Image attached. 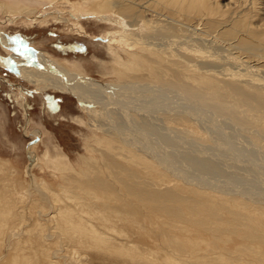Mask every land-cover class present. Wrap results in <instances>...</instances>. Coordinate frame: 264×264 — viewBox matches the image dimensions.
I'll use <instances>...</instances> for the list:
<instances>
[{
  "label": "rangeland",
  "instance_id": "374dc122",
  "mask_svg": "<svg viewBox=\"0 0 264 264\" xmlns=\"http://www.w3.org/2000/svg\"><path fill=\"white\" fill-rule=\"evenodd\" d=\"M0 1H5L7 4L9 3L12 8L26 6L30 9L35 8L33 14L30 15L23 14V16H21L15 14L4 16L2 8L0 7V34L8 35L18 42L25 43L35 52L41 51L42 53V51H46V55L57 58L65 66L68 65L67 67L70 68L71 73L73 72L80 78L95 81L103 85L116 86L126 85L136 81L164 83L166 86L172 88L177 87L186 94L188 93L189 96L196 98L197 101L199 100L205 107L216 109L219 113L221 112L228 120L218 119L220 117L216 120L217 122L220 120L224 123H221V127L224 131L226 130V134L221 132L219 128H212L209 130L215 138L216 135L217 138L219 135L221 136V138L219 136V140L216 138L218 141H221L219 142L221 143L219 147L221 146L220 148H222L220 150L219 147L217 149L218 145L213 144L214 141L211 138L209 139L207 134L200 128L204 126L202 125L203 122L206 123L205 125L210 126V122L206 115L204 117L196 116L199 125L192 122L190 123L189 120L187 123L184 121L186 125L184 122H180L178 126L174 125L179 128V134L183 139V141L180 140L179 143L185 144L188 141L182 132H186V129L189 130H187V133L190 132L192 134L193 132L195 136L192 135L197 141H191L193 142L191 148L201 151V149L207 147L208 150L205 148L207 152L201 154L207 155L209 151L210 156L214 155L215 158L213 159L209 155L206 157L214 161L217 160L221 171L231 176L225 177L216 173H210L206 175L207 177L198 176L195 180H198V182L204 180V184L210 187L212 184L211 182L214 181V183L218 182V184H221L218 185L220 187L226 185L230 188L234 187L229 186V182L232 185L236 183L234 185L240 188L244 183L249 184L252 183L250 181L253 180L256 183V186H253L254 189L257 187L260 192L264 193V180L261 182V180L264 179V168H259L264 164V156L262 155L264 153V94L260 93L258 88L256 89L251 86L246 87L243 82L225 77L218 72V70L222 71V68L228 65L227 67L231 66L228 69H233L234 72L236 71L237 75L250 72L255 75V77L258 76L264 81V0H184L181 4L167 3L164 5L167 6V8L160 6L159 3L156 4L157 1L155 0H150V3H147L149 0H129V2L127 0V2L124 1L125 4L130 3V5H128L126 9L122 8L121 10H125V12L128 13V9H131L129 12L130 18L129 16L125 18L122 11H117V7L111 3L112 0H87L88 2L86 0ZM97 2H99V5ZM144 2H146V4ZM90 3H93V5H90ZM105 3L107 7L105 6L104 10L102 6H104ZM141 4L146 6L142 8ZM150 8L154 10H150ZM106 9L108 13L105 12ZM139 10L140 12L136 13ZM116 11L118 13H116ZM122 16H124L125 19H122ZM135 17L138 19H135ZM126 19H131V21L135 19L133 22H136L133 28L131 27L130 35L140 40L142 44L130 45L127 42L128 40L121 37V32H124L123 30L128 27ZM179 21L182 22L183 26ZM167 26L170 31H168L169 29L167 30V28L165 29L167 31H163L162 28ZM189 26L194 27V29ZM160 27L162 32L160 31ZM136 32H138V34ZM157 34H160V36H162L161 38L164 40L161 38L159 39L160 36ZM137 35H139V37ZM157 36L158 38H156ZM192 36L196 38V40L194 39L195 41L198 43L200 42L199 46L196 45V42L194 43V46H197L198 49L203 50L206 45L207 47L211 45V48L209 47L210 49H208L210 51L206 50V52H209L212 57H214L209 63V66H207L212 70L208 75L213 81L214 86H217V83L221 84V88H218V91L220 90L221 92L207 89L206 86L208 87V85L205 83H200L199 85L193 83L185 76L183 71L179 70L181 66H175L176 68L172 67L171 63L153 56V50L157 52L158 48L154 49L153 47H149V42L146 41L151 40L152 42L153 38V40H161L170 45L171 42L177 40L180 42L181 46H184L185 43L188 42L187 37ZM221 40H228L227 42L229 44L226 41L223 43ZM112 41H115V44ZM207 41L209 42L208 44ZM5 46L7 45L0 42V57L7 59L11 56L13 48L10 47L9 49L8 46ZM177 48L180 47L177 46ZM226 53L228 54L226 55ZM180 54L186 55V51L181 49ZM217 55L219 57H217ZM220 56H223V58ZM231 56L234 58H231ZM112 61L115 63H111ZM194 61L197 62V60ZM130 67L135 68L134 70L132 69V73L130 72ZM116 68H120V70L124 68L126 72L124 71L121 73L118 71L120 73L119 75ZM112 70L113 72H111ZM229 73H233V71H229ZM116 77H118V79L123 78L117 81ZM244 77L249 78L248 76ZM250 102L255 106L259 104L255 109H258L260 112L258 110L253 111L246 105V103ZM262 110L263 112H261ZM210 118H214V114L213 116L211 115ZM185 126L188 127L185 128ZM106 136L105 132L91 125L90 114L88 110H85L79 97L75 93L55 90L53 88H40L7 69V67L0 62V166H2L0 170L4 165L8 166L7 171L13 186V194L9 191V195H6L7 197L2 196L0 198H3V201H5L6 198L12 199V195L15 202H18V205L14 208L15 214H10L11 217L6 221L5 219L0 221H3V223L0 224V264H15L12 263L15 255V258H17V255L18 259L21 258L19 259L20 262L31 258L30 260L28 259V261L33 264H149L146 260L111 255L104 252L105 250L102 248L100 249V247H98L99 249H96V246L87 247V244L79 243L78 238L69 240L62 234L61 228L56 227L55 222H58V220L49 215L50 212L52 214L59 209L60 203L57 201L51 208L46 204H43V208L42 205L38 203V200L43 199L36 187L42 179H44L52 189L57 191V193L59 192L62 194L63 186L69 183L71 185H76L82 180L88 181V172H90V174L93 172L90 161H95V166L97 167V163L100 164L102 159H104V161L107 160L110 165H112L111 168L113 169L114 166L115 170H118L116 166L119 165L128 166L130 164L129 166L132 167L131 162L138 163L136 162L139 161L138 158L129 162L126 159L122 161L123 159L118 156V154L123 155V153H128L125 151L126 149H124L125 146L117 142L109 143L110 138ZM222 137L226 139V145H223L225 143H223L224 139L222 142ZM107 138L108 140H106ZM211 143L213 145H211ZM199 144L201 145L199 146ZM203 145L206 146L202 147ZM243 145H245L246 148L248 147L247 149L250 150L249 154L242 152L243 155H240L237 152ZM254 147L259 149L258 152L255 151L256 149H254ZM226 148L228 149V153L224 151L227 150ZM230 149L231 151L229 152ZM212 150L214 152H212ZM217 150L220 151L218 153H221L222 150V153H216L215 151ZM197 153L200 152H196V154ZM215 154L218 155L217 158ZM110 155L111 157L115 155L117 161L115 162ZM226 155L230 158L228 157L225 159ZM112 161L117 165L113 162L114 165ZM253 161L256 162V164H254ZM234 162H238L239 164H235ZM243 162H245V165ZM246 162L249 163L250 166ZM219 163H222V165ZM226 163L229 165L228 167ZM253 166H255V169H253ZM75 170L84 173L85 176L81 177ZM115 170L113 169L114 172ZM145 173L149 174L146 169L142 174L146 175ZM107 174L108 173L105 172L104 169L100 171V173L98 171L95 176L90 177V181L97 182L100 177L107 178L108 181L113 180V173H110V176ZM77 175L79 178L76 177ZM74 176L78 180L76 179L75 181ZM248 177H252L249 178L250 181L247 179ZM255 177L259 178L255 179ZM177 180V178L171 177L170 175H166L165 179L158 180V182L160 181L159 184L162 186H170L172 184L170 186L174 189L171 191L172 194L177 189L185 191L183 192L184 194L181 195L179 193L172 195L169 194V190H167L163 195L165 201H169L170 199L173 203L172 206H181V208L184 206L183 208L187 212L182 197L187 198L188 195H190L191 198H188L190 201L187 202L193 203V212H196L199 208L200 210L205 208L206 210L204 211L209 216L216 213L218 214L217 216L220 217L217 222L214 218L206 224V227L210 229L199 228V230L201 229L202 231L200 230V232H198L197 229H194V232L192 231L193 233L188 232L195 240V245L196 241L199 243L197 247L198 251H195L196 255H207L208 262L210 263L218 262L219 260L214 258L216 255L215 252L227 248L223 250V252L226 251V253L224 252L225 259L222 260V262L228 260V262L231 261L233 264H264V205L249 203L248 207L233 206L232 202L234 203V201L230 202V196L232 195H227L225 193L224 195L222 192L217 191L218 187L212 191L211 188L199 189L195 185L187 186L186 184L185 189H183L180 188L182 186L179 184L185 185L187 181L179 179L177 187L174 184V181ZM207 181L211 182L207 183ZM232 181L235 182L232 183ZM252 185H254V183ZM213 187L216 186L214 185ZM194 188L195 190L192 192ZM212 204L216 207L221 206L223 209L218 211H214L211 208L209 209V205ZM214 205L213 208H216ZM181 208L179 207V209ZM21 211L23 212V221L21 219ZM187 213L190 215V212ZM199 217L201 216L193 215V218L199 219ZM39 222L44 224L45 229H43V233L48 234V237L50 236L46 241H43L42 237L37 235ZM145 224L147 226L146 228H138L136 233L134 235L131 234V236L133 235L132 238L134 242L137 240L136 243L140 244L144 249L149 251L152 248L151 250L154 251V248L157 247V250L159 248L157 242L164 241V237L158 236L159 239L155 233H159L158 230L160 229V225H152L150 221H146ZM120 225L130 230L132 227L135 228L139 226V224H134L132 220L129 223L124 222ZM20 226H22V228ZM12 227L15 228V232L11 233L10 231L13 230ZM10 228L12 230H10ZM217 228L220 229L214 231ZM140 229L147 232V234L141 232ZM195 231L198 232V235ZM211 231L217 232L220 236H212L213 233ZM150 232H152V234L155 233L154 236L156 238L152 235L155 239L149 236ZM199 233H202L201 235L203 236ZM242 234L246 236L243 237ZM199 236L203 237V239L196 238ZM18 239L21 242L17 241ZM25 241L27 242V248L25 246L24 255L21 246ZM44 246H46V250L43 249ZM166 256V254H162V256H159L160 258H158V260L161 263L163 262V264H168L166 262ZM198 258L199 257H195L193 259H196L198 262L202 260H198Z\"/></svg>",
  "mask_w": 264,
  "mask_h": 264
},
{
  "label": "bare ground",
  "instance_id": "6f19581e",
  "mask_svg": "<svg viewBox=\"0 0 264 264\" xmlns=\"http://www.w3.org/2000/svg\"><path fill=\"white\" fill-rule=\"evenodd\" d=\"M83 1H85V0H83ZM124 1L127 2V0H112L111 3H113L114 6L117 7V11H122L121 10L122 8L126 9L127 6L130 5V3L125 4ZM155 1H157L156 4L159 3L160 6H164L167 3L181 4L184 0H155ZM197 1H199V0H197ZM101 2H100V4H101ZM128 2H129V0H128ZM97 3L99 5V2H97ZM108 3L109 2L107 1V4ZM144 3L146 4V2H144ZM147 3H150V0H149V2L147 1ZM91 4L93 5V3H90V5ZM135 4H136V2H135ZM141 5H139V6H141ZM105 6H106V3L104 6H102L103 9L105 8ZM145 6L142 5V8ZM151 6H153V5H151ZM0 7L2 8V13L4 14V16L5 15H15V14H19L21 16H23V14L30 15V14H33L34 9H35V8L30 9L27 6L26 7L12 8L9 5V3L7 4V3H5V1L4 2L0 1ZM30 7H31V5H30ZM131 7H132V5H131ZM154 7H155V5H154ZM164 7L167 8V6H164ZM151 9L152 8H150V10ZM152 10H154V9H152ZM117 11H116V13H118ZM128 11L130 12L131 9H128ZM141 11H143V10H141ZM105 12L108 13V10L106 9ZM122 12H123L122 14L125 15V18L127 16H129V12L127 13V12H125V10H123ZM138 12H140V10L137 11L136 13H138ZM131 15H133V14H131ZM136 16H137V14H136ZM162 16H164V15H162ZM122 17H121L122 19H125L124 16H122ZM130 17L131 16H129V18ZM68 18H70V17H68ZM169 18H171V17H169ZM135 19H138V18L135 17ZM135 19H133V21ZM126 20L128 23V27H126V29L123 30L124 32H121V34H122V35L120 34L121 37L128 40L127 42L130 45L142 44L140 40H137L130 35L131 27L133 28L136 21L133 22V21H131V19H126ZM124 22H125V20H124ZM180 23L182 24V22H180ZM175 24H176V22H175ZM122 26H123V21H122ZM141 26H142V23H141ZM168 26L163 27L162 30L167 31L169 29ZM182 26H183V24H182ZM186 26H188V25H186ZM166 28H167V30H165ZM192 28L194 29V27H192ZM142 30H143V28H142ZM158 30H156V31H158ZM162 30L160 27L161 32H162ZM197 30H198V28H197ZM168 31H170V29ZM138 32H136V33L138 34ZM171 32H174V31H171ZM205 32H207V31H205ZM168 33H170V32H168ZM160 34H162V33H160ZM160 34H157V35L160 36ZM179 35H180V33H179ZM137 36L139 37V35H137ZM158 36L156 38H158ZM167 36H168V34H167ZM161 37L162 36H160L159 39ZM161 39L164 40L163 38H161ZM194 39L196 40V38H194L193 36L187 37L188 42L185 43L184 46H181L180 42L177 40L175 42H171L170 45L166 44V42L161 41V40L160 41L153 40V38H152V42H151V40L150 41L146 40V41L149 42V47H153L154 49L158 48L157 52H154V50H153V52H152L153 56L159 57L161 60L171 63L172 67L181 66V68L180 69L178 68V69L183 71L185 73V76L188 79H190L193 83H197V85H199L200 83H205L208 85V87L206 86L207 89L215 90L216 92H219L220 90L218 91V88L219 87L221 88V84L217 83V86L216 85L214 86L213 81L209 78V75H208L209 73L212 72V70H211V68H208L207 66H209V63L211 62V60L214 57H212V55L209 52H206V50L210 49L211 45L209 44L210 48L207 47V45H206V47L203 46L204 47L203 50L205 49L203 51L201 49H198L197 46H194L195 42H196V45H198V46L200 44V42L198 43ZM171 40H172V37H171ZM200 40H202V39H200ZM166 41H168V40H166ZM222 41L223 40H221V42ZM224 41L227 42L228 40H224ZM224 41H223V43H225ZM0 42L7 45L9 49H10V47L13 48V52L9 58L5 59V58L0 57V62L2 65L7 67V69L11 70L12 72L16 73L21 78H23L27 81H30L31 83L39 86L40 88H53L55 90L70 91L71 93L72 92L75 93L79 97V99H80L83 107L85 108V110H88V112L90 114L91 125L94 126L95 128L102 130L103 132H105V134L107 135L106 137L110 138L109 143L117 142L120 144L122 143L125 146L124 149H126L125 151H127L128 153L124 154L122 152L123 155L118 154V156H120L123 159L122 161H124L126 159L129 162V161L134 160L135 158H138V160H139V161H136L138 163L131 162L132 167H130L129 166L130 164L128 163L129 165L128 164L127 165L129 167L124 166V165H121V166L119 165V166H116L118 168V170H115V168L113 166V169L115 170V172L111 168L112 165H110V163L107 160L104 161V159H102V162L100 161V164L97 163V167L95 166L96 165L95 161H92V162L90 161L93 172H91V174H90V172H88L89 173V176H88L89 182L87 180L86 181H84V180L80 181V179H79L80 182L77 181L78 183L76 185H74V184L71 185L70 183L69 184L67 183L68 185L63 186V193L62 194L59 192H58L59 193L58 194L57 191L52 189L49 186V184L44 179H42L41 182L36 187V189L39 190L41 197L43 199V200H38V203L41 204L43 208H44L43 204H46V205H48L49 208H51V207H53L52 205H55V203L57 201L60 203L59 209L55 213L51 214V212H50L49 215L54 217V219L56 218L58 220V222H55V224H56L57 228L58 227L61 228L62 234H64L69 240H73L75 238H78V242L81 244H87L88 245L87 247H90V246L95 247L96 246V249H99L98 247H100V249L102 248L105 250V251L103 250L104 252H107L111 255H118V256H122V257L126 256V257H131V258H134L137 260H146L149 262V264H163V262L161 263L158 260V258H160L159 256H162V254L167 255L166 256V262L168 264H226V263L227 264H233V262H231V261L228 262V260H226L225 262H222V260L225 259L224 258V252L226 253V251L223 252V250H226L227 248L223 249L222 251L220 250V251L215 252L216 255L214 258L218 259L219 260L218 262L210 263V262H208V256L207 255H200V256L196 255V252L198 251L197 247L199 246V243H197V241H196V245H195V242H194L195 240L192 238V235L188 234V232H192V231L194 232V229H197L198 232H200V230L204 229V228L210 229V228L206 227V224H208L211 221V219L213 220L214 218L216 219V222H217L220 219V217L217 216L218 214L215 213V214H212L209 216L208 214L205 213V211H204V210H206L205 208H202L201 210L199 208V210H196V212H193V210H192L193 203L187 202V201H190V199H188V198H191L190 195H188L187 198L182 197V199H184L183 203L185 202L184 204L186 205L187 212H190V215H188V213L183 208L184 206H182V208H181V206H179L181 208V209H179L178 206H172L173 203L171 202L170 199H169V201L164 200L165 198L163 197V195H164L165 191L169 190L168 191L169 194H172L171 191L174 190L170 187L172 184L170 186H162L159 184L160 181L158 182V180L165 179L166 175H170L171 177L177 178L178 180L182 179L183 181H187V183H185V185L179 184L182 186L180 188H183V189H185L186 184H187V186L188 185H195L199 189H201V188L210 189L211 188L212 191H214V189L218 187L219 189L217 188V191L222 192L223 194L225 193L227 195H232V196H230L231 197L230 202L234 201V203L232 202L233 206H243V207L247 206L248 207L249 203L264 205V193L260 192L257 189V187H255V189H254L253 186H256V183L253 180H251V181L249 180V178H252V177L247 178L252 183H249V184L244 183L243 186L242 185L240 186V188L238 186L234 185V184H236V183H234L235 181H232V183H234L233 185L229 182V184H230L229 186L234 187V188H230L226 185H222V187L218 186L221 184H218L217 181H216L217 183H214V181L213 182L207 181V183L208 182L212 183L211 187H210L209 185L204 184V180H202L201 182H198V180H195L196 178H198V176L204 177L210 173H213V174L216 173L220 176H225V177H231V176L227 175L226 172L221 171V168L218 166L217 160L214 161V160H211L209 157H206L208 155L210 156L209 151H208L207 155L201 154V153L207 152L206 150H208V148L205 147L206 145L202 146V147L207 148L206 150H205V148L201 149V151H198V149H196V150L194 149L195 150V152H194V150L191 148L193 145V142H191V141H197V139H194V137H193L194 134L192 131L191 132L193 135L190 132L187 133L188 129H186V132H182V134H184L186 136V139L188 141L185 144L179 143V141L180 140L183 141V139L179 134V128L175 127L174 125L178 126V124L180 122H184V121H186V123H187L188 120L190 121V123L192 122V123L198 124V122L196 120V116H198V117L203 116L204 117L206 115L208 117L207 119L210 122V124H209L210 126L205 125L206 123L203 122L202 125H204V126L200 125L201 126L200 128L205 132V134H207V137H209V139L211 138L214 141L213 144L218 145L217 146V149H218L219 144H221V143H219L221 141H218L220 135L218 136V138L216 135V138L218 139L217 140L215 138V136H213V134L210 133L209 130H211L212 128H219V130L221 132L225 133L226 130L224 131L223 128L221 127L222 121L218 120V122H217L216 119L218 117H220L218 119L228 120V118L223 116L221 114V112L219 113V111H217L216 109L205 107L199 100H198L199 101L198 102L196 100V98H192L191 96H189L188 93L186 94L184 91H181L177 87L172 88V87L166 86L164 83L140 82V81L131 82L129 84L120 85V86L103 85V84L97 83L95 81H89V80H86V79L84 80V79L80 78L78 75L74 74L73 72L71 73L70 68L67 67L68 65L65 66L57 58H53L51 56L46 55V53H47L46 51H42V53H41V51L35 52L33 49L28 47L25 43L18 42L8 35L0 34ZM112 42H114V44H115V41H112ZM202 42H201V44H202ZM208 43L209 42L207 41V44ZM7 46H5V47H7ZM177 46H179L180 48H177ZM235 47H236V45H235ZM200 48H202V47H200ZM225 48H226V46H225ZM181 49H184L186 51V55L180 54ZM208 51H210V50H208ZM221 54H223V53H221ZM221 54H219V55H221ZM227 54L228 53H226V55ZM217 57H219V56L217 55ZM226 57H228V56H226ZM221 58H223V56ZM231 58H234V57L231 56ZM112 60H114V59H112ZM194 60H197V62H195ZM224 61H226V60H224ZM228 61H229V58H228ZM113 62L114 61H112L111 63H113ZM227 66L222 68V71L218 70V72H220L219 74H222L225 77H230V78H233L235 80H239V81L243 82L246 87L251 86V87H254L256 89L258 88V91H260V93L264 94V81L262 79H260L258 76L255 77V75L251 74L250 72H246L243 75H237L236 71L234 72L233 69L232 70L228 69L231 66H229V67H227ZM211 67H213V66H211ZM116 69H117V72L119 71L121 73H123L125 71L124 68H123V70H120V68H116ZM129 69L131 72L132 69L134 70L135 68L130 67ZM158 69H159V67H158ZM113 70L111 72H113ZM229 71H231V72L233 71V73H229ZM115 75H117V74H115ZM119 75H120V73H119ZM244 76H248L249 78H245ZM116 78L118 81V80H122L123 77L120 79H118V77H116ZM222 91H224V90H222ZM209 95H211V94H209ZM243 101H245V100H243ZM246 105L249 106L251 108V110H253V111L258 110L255 108H257V106H259V104L257 106H255V105L251 104V102L246 103ZM261 112H263V110ZM213 114H214V118H210L211 115L213 116ZM207 119H205V120H207ZM186 123H185V125H186ZM222 124H224V123H222ZM186 127H188V126H185V128ZM183 131H185V130H183ZM195 133H197V132H195ZM212 133H214V132H212ZM103 137L105 139L104 135H103ZM108 138L106 140H108ZM220 138H221V136H220ZM223 139L224 138L222 137V142H223ZM225 140L226 139H224V142H223L225 144L222 143L223 145H226L227 141L225 142ZM228 142H229V139H228ZM213 144L211 143V145H213ZM200 145L201 144H199V146ZM220 147H219V150L222 149ZM247 148L245 145H243L240 150L237 149L238 150L237 152L240 155H243L242 152L249 154L250 150H248ZM254 149H256V147H254ZM213 150H212V152H214ZM219 150H217L215 152L218 153V152H220ZM258 150L259 149H256L255 151L258 152ZM224 151H226V153H228L227 152L228 149L224 150ZM230 151H231V149L229 150V152ZM196 152H200V153L196 154ZM234 152H235V150H234ZM118 153H119V151H118ZM221 153H222V150H221ZM221 153H218V154H221ZM261 153H262V151H261ZM232 154H233V152H232ZM215 155H217V154H215ZM262 155L264 156V153ZM219 156H221V155H219ZM110 157H111V155H110ZM210 157H212L213 159L215 158L214 155L210 156ZM217 157H218V155L216 156V158ZM228 157L229 156L226 155L225 159H227ZM233 157H234V155H233ZM111 158L115 162L117 161V159L115 158V155H113ZM219 159H220V157H219ZM221 159H222V157H221ZM254 159H256V158H254ZM254 159H252V160H254ZM99 160H98V162H99ZM232 160H234V159H232ZM114 161H112V163ZM224 163H225V161H224ZM229 163H230V161H229ZM243 163L245 165V162H243ZM253 163L256 164V162H254V161H253ZM219 164L222 165V163H219ZM235 164H239V163L236 162ZM247 164L250 166L249 163H247ZM226 165H227V163H226ZM262 165L264 166V164H262ZM228 166L229 165H227V167ZM263 166L262 167L260 166L259 168H264ZM0 167H2V166H0ZM253 167H254L253 169H255V166H253ZM103 169L105 170V172L108 173L107 175H109V176H110V173H113V180L108 181L107 178L105 179L103 177H100L99 181L91 182L90 177L95 176L98 173V171L100 173V171H102ZM145 169L148 171L149 174H147V173H145L146 175L142 174L145 171ZM7 170H8L7 165H4V167L1 168V170H0V197H2V196L4 197L6 195H9V191L11 194H13V192H12V189H13L12 181L10 180V177H9ZM75 172L79 173V175L81 177L85 176V174L80 172V171L75 170ZM122 172H126V173H122ZM259 172H260V170H259ZM73 173H72V175H73ZM248 173H250V172H248ZM255 174H256V172H255ZM209 176H211V175H209ZM76 177H78V175ZM74 178H75V176H74ZM256 178H259V177H255V179ZM76 179L77 178H75V181H76ZM146 179H148V180H146ZM178 180L174 181V184L176 186L179 183ZM223 180H224V178H223ZM263 180L264 179H262L261 182ZM3 181H4V185H3ZM258 181H259V179H258ZM253 183H254V185H252ZM263 184H264V182H263ZM212 185L213 186L215 185L216 187H213ZM263 188H264V186H263ZM193 190H195V188L192 189V192H193ZM183 192H185V191H183L182 189H177L176 191L173 192L172 195L178 194V193L181 195V194H184ZM204 193H206V192H204ZM11 197H12V199L6 198L5 201H3V198H0V221L3 219H5V221H6L7 219H9L11 217V215H13V213H14L15 206L18 205L17 204L18 202H15L12 195H11ZM223 199H224V197H223ZM213 205L214 204L209 205L210 206L209 209L211 208L214 211H218V210L223 209V207H221V206L216 207L215 205H214V207H216V208H213ZM21 213H22L21 219L23 221V219H24L23 212L21 211ZM200 213H204L205 215L200 214ZM263 214H264V212H263ZM46 215H47V213H46ZM193 215L194 216H201V217H199V219H196V218H193ZM131 220L134 224H139V226H137L135 228L132 227V229L130 230L127 227L120 225L124 222L129 223V222H131ZM146 221H150V224L152 223V225H155V224L160 225V227H159L160 229L158 230L159 233L158 232H155V233H156L157 237L158 236L164 237L163 242H160V241L157 242L159 248L157 250H156L157 247L154 248L155 249L154 251L151 250L152 248L149 251L144 249V247H142V246H140V244L136 243L137 240L134 242V240L132 238V236L136 233V230H138V228H141V227L146 228L147 227L145 224ZM42 222H39V229L37 230V235H40V237H42L43 241H46V239H49L50 236L48 237L47 236L48 234L43 233V229H45V227H44V224ZM2 223H3V221L0 222V224H2ZM17 224H19V223H17ZM158 225H156V226H158ZM22 226H20V227L22 228ZM0 227H1V225H0ZM199 228H201V229L199 230ZM218 229H220V228H217L214 231H216ZM10 230H12V229L10 228ZM32 230H33V228H32ZM140 230H141V232L147 234V232L143 231L142 229H140ZM10 232L11 233L15 232V228H13V230ZM198 232H196V234ZM211 232L213 233L212 236H215V237L220 236L217 232H213V231H211ZM25 233H27V232H25ZM240 233H242V232H240ZM131 234H133V235L131 236ZM154 234H152V232H150L149 236L150 237L152 235L154 236ZM197 235H195V236H197ZM201 236H203V235H201ZM201 236L196 237V238L203 239V237H201ZM242 236L245 237L246 235L242 234ZM34 238H32V239H34ZM17 241H19V239ZM19 242H21V241H19ZM153 243H154V241H153ZM26 244H27V242L25 241L24 244L21 246L22 247L21 249H22L24 255H25V246L27 248ZM45 247L46 246L43 247L44 250H46ZM48 249H47V251H48ZM19 250H20V248H19ZM16 253H18V252H16ZM209 254H211V253H209ZM15 257H16V255L14 256L12 263H15V264H29L30 263L28 261L29 258L24 260L23 262H20L19 259H21V258L18 259V255H17V258H15ZM44 257H45V255H44ZM47 257H48V255H47ZM195 257H199L198 260L199 259H202V260L198 262L196 259H193ZM228 259H229V256H228Z\"/></svg>",
  "mask_w": 264,
  "mask_h": 264
}]
</instances>
